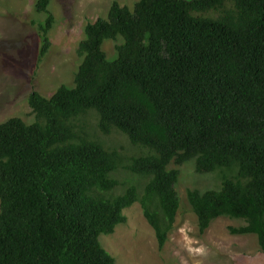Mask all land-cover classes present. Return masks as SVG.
<instances>
[{"label": "trees", "instance_id": "16d2710c", "mask_svg": "<svg viewBox=\"0 0 264 264\" xmlns=\"http://www.w3.org/2000/svg\"><path fill=\"white\" fill-rule=\"evenodd\" d=\"M52 2L36 4L41 61ZM78 53L73 86L33 91L34 121L0 124V264H116L101 236L136 202L164 248L181 207L174 161L224 173L219 188L188 191L200 231L242 219L230 232L257 235L264 251V0H140L133 10L114 1L87 24ZM91 111L103 134L124 133L150 153L124 165L85 130ZM121 166L147 179L143 194L135 184L111 194Z\"/></svg>", "mask_w": 264, "mask_h": 264}, {"label": "rangeland", "instance_id": "374dc122", "mask_svg": "<svg viewBox=\"0 0 264 264\" xmlns=\"http://www.w3.org/2000/svg\"><path fill=\"white\" fill-rule=\"evenodd\" d=\"M37 1L0 0V124L12 117L33 122L28 102L33 91L50 96L64 84L73 86L81 62L78 47L87 24L100 17L107 18L114 1L133 10L140 0H53L50 6L55 16L52 46L42 61L38 23L45 16L37 12ZM104 49L109 59L117 57L113 40H107ZM81 122L86 124L85 130L91 137L118 150L124 156V165L132 156L150 153L149 148L134 145L124 133L103 134L94 111L81 116ZM169 168L180 169L176 189L181 207L167 244L159 247L142 204L136 202L124 211L125 223L119 224L113 234L101 236L103 246L116 258V264H264V251L257 235L230 232L231 226L245 225L244 220L221 216L206 232L200 231L198 216L188 201V191L219 188L224 173L199 174L194 161L184 164L174 161ZM113 177L121 182L111 192L113 195L123 193L131 184L137 185L143 194L147 183L145 177L124 166Z\"/></svg>", "mask_w": 264, "mask_h": 264}]
</instances>
